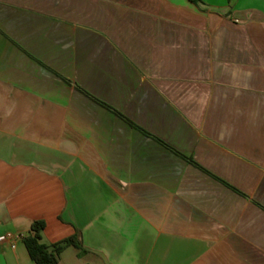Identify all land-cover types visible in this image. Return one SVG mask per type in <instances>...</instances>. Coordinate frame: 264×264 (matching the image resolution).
<instances>
[{
  "label": "crops",
  "instance_id": "1",
  "mask_svg": "<svg viewBox=\"0 0 264 264\" xmlns=\"http://www.w3.org/2000/svg\"><path fill=\"white\" fill-rule=\"evenodd\" d=\"M37 221L58 264H264V0H0V236Z\"/></svg>",
  "mask_w": 264,
  "mask_h": 264
},
{
  "label": "trees",
  "instance_id": "2",
  "mask_svg": "<svg viewBox=\"0 0 264 264\" xmlns=\"http://www.w3.org/2000/svg\"><path fill=\"white\" fill-rule=\"evenodd\" d=\"M115 113L121 116L119 113ZM121 117L123 118V116ZM182 157L188 160L187 157ZM43 228L44 223L42 221L33 222L31 224L30 233L22 239L30 258L35 264H58L61 253L67 247H73L79 253L83 252L77 236L66 238L51 245L43 244L40 236Z\"/></svg>",
  "mask_w": 264,
  "mask_h": 264
},
{
  "label": "built area",
  "instance_id": "3",
  "mask_svg": "<svg viewBox=\"0 0 264 264\" xmlns=\"http://www.w3.org/2000/svg\"><path fill=\"white\" fill-rule=\"evenodd\" d=\"M24 235H15L12 233H6L0 236V243H9L11 247H14L16 240L23 239Z\"/></svg>",
  "mask_w": 264,
  "mask_h": 264
},
{
  "label": "rangeland",
  "instance_id": "4",
  "mask_svg": "<svg viewBox=\"0 0 264 264\" xmlns=\"http://www.w3.org/2000/svg\"><path fill=\"white\" fill-rule=\"evenodd\" d=\"M76 251L73 248H69V251L64 255V263L65 264H78L75 259Z\"/></svg>",
  "mask_w": 264,
  "mask_h": 264
}]
</instances>
